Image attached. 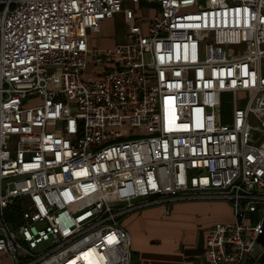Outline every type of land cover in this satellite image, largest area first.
<instances>
[{"label": "built area", "instance_id": "built-area-1", "mask_svg": "<svg viewBox=\"0 0 264 264\" xmlns=\"http://www.w3.org/2000/svg\"><path fill=\"white\" fill-rule=\"evenodd\" d=\"M191 201L232 208L196 264H261L264 0H0V264H131L123 220Z\"/></svg>", "mask_w": 264, "mask_h": 264}, {"label": "crops", "instance_id": "crops-1", "mask_svg": "<svg viewBox=\"0 0 264 264\" xmlns=\"http://www.w3.org/2000/svg\"><path fill=\"white\" fill-rule=\"evenodd\" d=\"M231 218L229 204L212 201L161 205L132 214L122 222L132 237L131 264H196L206 252L209 229Z\"/></svg>", "mask_w": 264, "mask_h": 264}, {"label": "rangeland", "instance_id": "rangeland-1", "mask_svg": "<svg viewBox=\"0 0 264 264\" xmlns=\"http://www.w3.org/2000/svg\"><path fill=\"white\" fill-rule=\"evenodd\" d=\"M128 6L134 9L137 13L136 23L143 25L151 15L154 5L148 1H142L139 5L126 1ZM140 14V15H139ZM93 45L96 48H101L102 46L119 45L125 44L128 42V31L127 23L125 19V14H116L113 19L106 20L103 23V27L100 33H98L94 38ZM231 105L226 104L223 110V120L224 122H231L230 118ZM173 205V204H172ZM170 205V207L172 206ZM256 220L258 215H256ZM262 251V248H258L256 255Z\"/></svg>", "mask_w": 264, "mask_h": 264}, {"label": "water", "instance_id": "water-1", "mask_svg": "<svg viewBox=\"0 0 264 264\" xmlns=\"http://www.w3.org/2000/svg\"><path fill=\"white\" fill-rule=\"evenodd\" d=\"M259 243L264 248V233H263V235L260 236ZM261 264H264V255L261 258Z\"/></svg>", "mask_w": 264, "mask_h": 264}]
</instances>
